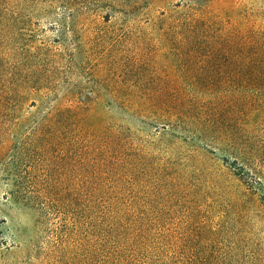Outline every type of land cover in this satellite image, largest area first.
Here are the masks:
<instances>
[{"label": "rangeland", "instance_id": "374dc122", "mask_svg": "<svg viewBox=\"0 0 264 264\" xmlns=\"http://www.w3.org/2000/svg\"><path fill=\"white\" fill-rule=\"evenodd\" d=\"M188 2L198 7L195 17L214 29L243 34L264 23V0H35L34 7L0 18V91H24L28 100L12 112L24 123L10 121L16 124L14 134L0 149V264H44L48 231L37 225L36 211L23 195L48 185L69 202L78 160L71 139L59 141L64 150L52 153L48 168L36 163L35 147L23 156L16 149L23 134L58 105H74L92 125L129 129L137 143L155 153L148 168L157 171L150 170L148 181L141 166L135 173L137 188L152 194L154 223L164 219L170 226L191 218L182 199L157 196L170 179L165 175L178 173L191 197L197 194L204 224L224 223L227 237L236 231L230 226L245 224L264 261V114L250 118L247 109L219 107L216 119L207 121L213 112L199 108V100L245 89L231 82L227 49L209 58L204 38L188 42L182 25L193 12ZM187 96L198 100L187 114L192 123L180 120L179 128H163L162 121L149 118L150 111H168L175 99ZM185 129L201 131L210 142ZM163 155L170 162L158 169L156 157ZM79 170L83 173L82 166ZM161 205L168 207L164 215Z\"/></svg>", "mask_w": 264, "mask_h": 264}, {"label": "trees", "instance_id": "16d2710c", "mask_svg": "<svg viewBox=\"0 0 264 264\" xmlns=\"http://www.w3.org/2000/svg\"><path fill=\"white\" fill-rule=\"evenodd\" d=\"M34 1L0 0V18L4 21V15L10 11L32 8ZM187 7L193 10L182 24L188 42L196 44L204 38L209 58L219 56L227 49L231 82L238 89H245L244 92L235 89L228 95H209L204 97L206 100H199V108L213 112L209 113L207 121L215 118L219 107H229L233 111L247 109L250 118L257 113L264 114V23L253 25L243 34L232 33L223 28L214 29L210 21L195 17L198 7L189 5V2ZM216 46L218 50L213 52ZM27 101L24 91H0V137H4L0 141V149L7 146L14 134L12 130L16 124L10 121L24 123L12 112H17V108H22ZM197 102L190 96L183 101L175 99L171 106L174 108L168 111L159 109L154 114L150 111L149 118L153 116V119L162 121L160 125L163 128L166 125L179 128L180 120H184L183 124L186 121L192 123L194 118L187 114ZM30 105L33 106L34 102ZM80 115L74 105H58L49 109L23 134L16 146L17 151H22V156L27 149L35 147L40 153H35L38 154L36 163H42L44 168L52 165L53 152L62 153L64 149L59 141L66 136L78 149L74 153L78 160H74L69 202L63 191L50 189L48 185L22 197L36 211L37 225L48 231L44 264H261L263 257L258 242L245 232V224L229 225L236 229L231 237L224 234L227 228L224 223L211 221L210 227L204 224L205 220L200 216L202 207L195 201L197 194L191 197L187 187L182 186L184 176L178 173L165 175L170 179L157 196L164 201L182 199L185 201L183 212L191 218L170 226L164 219H157L154 223L149 218L153 209L149 202L152 194L148 189L137 188L135 173L141 166L140 172H144L147 182L153 168H148V161L154 160L155 153L149 150V146L137 143L129 129L105 123L92 125L86 116L81 118ZM184 131L200 142H210L207 141L210 137L199 130L194 133L190 129ZM156 159L158 169L165 167V162H170L164 155ZM81 166L83 173L79 170ZM153 171L157 169L153 168ZM47 175L40 176L48 181ZM165 181L164 177L162 182ZM159 209V213L164 215V209L168 207L161 205ZM238 211L236 209L235 212ZM235 219L242 218L237 216ZM169 231L174 233L169 235Z\"/></svg>", "mask_w": 264, "mask_h": 264}]
</instances>
